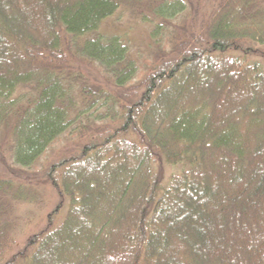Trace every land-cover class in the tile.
Returning <instances> with one entry per match:
<instances>
[{
    "label": "trees",
    "instance_id": "trees-1",
    "mask_svg": "<svg viewBox=\"0 0 264 264\" xmlns=\"http://www.w3.org/2000/svg\"><path fill=\"white\" fill-rule=\"evenodd\" d=\"M0 134L17 179L68 139L24 247L43 198L0 176V264H264V0H0Z\"/></svg>",
    "mask_w": 264,
    "mask_h": 264
},
{
    "label": "rangeland",
    "instance_id": "rangeland-1",
    "mask_svg": "<svg viewBox=\"0 0 264 264\" xmlns=\"http://www.w3.org/2000/svg\"><path fill=\"white\" fill-rule=\"evenodd\" d=\"M119 12L114 18L108 20L102 28V35L111 37L119 35L125 38L132 48L133 55L140 53L143 61L135 56L140 65H144L150 56L149 50L153 47L148 41V35L152 31L148 26L142 25L135 18L129 14H120ZM191 10L176 21V25L186 27L191 24ZM155 49V47H154ZM98 76H103V73H96ZM97 78V77H96ZM3 136L0 134V176L15 178L13 171L16 167L12 165L10 157V150L4 146ZM68 145V139L60 138L57 140L49 151L39 160L38 164L33 170L26 172L15 178L18 183L33 186V189L40 194L43 198V205H22L18 210V217L20 218V236L19 247H24L26 241L37 233L38 230L44 227L46 217L56 209L57 204L60 202L57 199L55 190L46 181L45 176L42 174L46 165L54 158V156L65 149ZM168 169V168H167ZM171 173V170H170ZM168 176V175H166ZM42 206V207H41ZM66 214V208H63L57 216L56 223H60Z\"/></svg>",
    "mask_w": 264,
    "mask_h": 264
}]
</instances>
